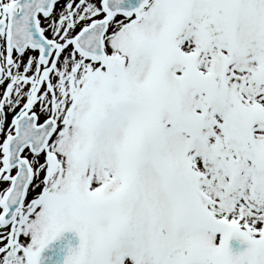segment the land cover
<instances>
[{
	"label": "snow or ice",
	"instance_id": "6c2138e0",
	"mask_svg": "<svg viewBox=\"0 0 264 264\" xmlns=\"http://www.w3.org/2000/svg\"><path fill=\"white\" fill-rule=\"evenodd\" d=\"M0 264H264V0H0Z\"/></svg>",
	"mask_w": 264,
	"mask_h": 264
},
{
	"label": "water",
	"instance_id": "95a60500",
	"mask_svg": "<svg viewBox=\"0 0 264 264\" xmlns=\"http://www.w3.org/2000/svg\"><path fill=\"white\" fill-rule=\"evenodd\" d=\"M230 246L233 247V249H236L237 247H240V248L243 247L242 245L239 244V241L238 240L230 241Z\"/></svg>",
	"mask_w": 264,
	"mask_h": 264
},
{
	"label": "rangeland",
	"instance_id": "374dc122",
	"mask_svg": "<svg viewBox=\"0 0 264 264\" xmlns=\"http://www.w3.org/2000/svg\"><path fill=\"white\" fill-rule=\"evenodd\" d=\"M11 114H9V116H10Z\"/></svg>",
	"mask_w": 264,
	"mask_h": 264
}]
</instances>
